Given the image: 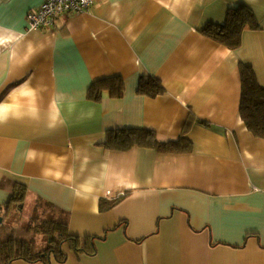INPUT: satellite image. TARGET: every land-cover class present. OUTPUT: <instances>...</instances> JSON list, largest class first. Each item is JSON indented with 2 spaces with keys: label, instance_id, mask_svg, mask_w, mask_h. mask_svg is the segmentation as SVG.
Instances as JSON below:
<instances>
[{
  "label": "crops",
  "instance_id": "crops-1",
  "mask_svg": "<svg viewBox=\"0 0 264 264\" xmlns=\"http://www.w3.org/2000/svg\"><path fill=\"white\" fill-rule=\"evenodd\" d=\"M42 1L0 0L5 212L19 205L26 223L38 198L67 212L75 244L49 264H264V139L239 115L240 65L264 87V0H95L29 29L26 13ZM239 4L258 22L239 47L203 33ZM148 77L160 93L138 89ZM116 78L120 95L106 86ZM125 128L191 148L105 144ZM13 182L26 188L21 202L10 200Z\"/></svg>",
  "mask_w": 264,
  "mask_h": 264
},
{
  "label": "trees",
  "instance_id": "trees-1",
  "mask_svg": "<svg viewBox=\"0 0 264 264\" xmlns=\"http://www.w3.org/2000/svg\"><path fill=\"white\" fill-rule=\"evenodd\" d=\"M258 22L253 11L244 5L230 6L222 23H206L203 33L230 49L239 47L243 30L255 28ZM241 95L239 115L247 129L257 138L264 139V87L256 78L250 65L241 64L239 68ZM117 85L106 84L113 95H120L122 79ZM112 81V80H111ZM138 89L147 95H155L162 91V86L155 77L142 78ZM105 144L115 150H124L132 146L151 148L157 152H186L191 142L185 137L178 140L161 142L157 140L152 129H115L106 136ZM10 200L23 201L26 188L15 182L10 186ZM114 201H102L100 208L111 206ZM19 207V205H16ZM21 212V211H20ZM26 223L16 226L0 223V264H12L13 260L22 259L27 262L51 263L52 260L62 262L66 254L63 242L75 244L76 239L68 232L66 211L53 203L38 198L28 212ZM40 240V242H38Z\"/></svg>",
  "mask_w": 264,
  "mask_h": 264
},
{
  "label": "built area",
  "instance_id": "built-area-1",
  "mask_svg": "<svg viewBox=\"0 0 264 264\" xmlns=\"http://www.w3.org/2000/svg\"><path fill=\"white\" fill-rule=\"evenodd\" d=\"M94 2L95 0H43L36 10L26 13L28 28L49 27L57 17L87 11Z\"/></svg>",
  "mask_w": 264,
  "mask_h": 264
},
{
  "label": "rangeland",
  "instance_id": "rangeland-1",
  "mask_svg": "<svg viewBox=\"0 0 264 264\" xmlns=\"http://www.w3.org/2000/svg\"><path fill=\"white\" fill-rule=\"evenodd\" d=\"M73 15V14H70ZM15 209H10L9 214L6 211V205L0 206V223L3 225H19L20 224V211L16 209V205H14ZM11 223V224H10Z\"/></svg>",
  "mask_w": 264,
  "mask_h": 264
}]
</instances>
